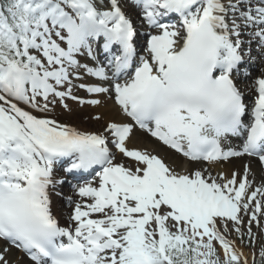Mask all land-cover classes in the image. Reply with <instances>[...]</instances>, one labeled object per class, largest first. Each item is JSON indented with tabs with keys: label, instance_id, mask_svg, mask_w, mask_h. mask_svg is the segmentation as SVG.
Instances as JSON below:
<instances>
[{
	"label": "snow or ice",
	"instance_id": "1",
	"mask_svg": "<svg viewBox=\"0 0 264 264\" xmlns=\"http://www.w3.org/2000/svg\"><path fill=\"white\" fill-rule=\"evenodd\" d=\"M68 99L112 108L81 130L48 115ZM244 156L259 179L213 174ZM0 241V264H264V0H0Z\"/></svg>",
	"mask_w": 264,
	"mask_h": 264
},
{
	"label": "bare ground",
	"instance_id": "2",
	"mask_svg": "<svg viewBox=\"0 0 264 264\" xmlns=\"http://www.w3.org/2000/svg\"><path fill=\"white\" fill-rule=\"evenodd\" d=\"M143 31V30H141ZM103 54L101 53L100 57H102ZM257 73L254 72L253 76H255ZM243 83V82H241ZM77 90L82 93V95L80 96V98L84 99V100H90L93 97L92 94L87 93L85 90L83 89H79L77 88ZM246 98L247 101L250 102L251 101V94L246 93ZM81 105V104H80ZM83 107V110H85V115L83 116V119L80 118L79 116H77L76 114H72V117L69 118H58L57 120L63 123H69L75 127L80 128L81 130H97L100 127V124L103 123V121H101L100 123H97L96 121H94L93 125L90 126L88 125V121H90L91 119H89V114L95 115L97 112H104L105 113V120L108 119L109 116V110L112 108V103L109 102L106 108H96L94 106H91L89 104H83L81 105ZM79 113H82L79 109ZM234 143H239L238 141H234ZM140 146V147H144L147 146L149 149H155L156 152L162 156L166 162L169 163H174L176 165H178V170L179 168H188L189 170L201 167L202 165L197 164L195 162L189 163L188 161L184 162V158L181 157V155L175 153L173 150L169 149L167 146H164L162 144H160L158 141H156L154 138H152L151 136H149L147 133L137 129V131L134 134V139L132 141V144H130V146ZM252 163L253 166V172L256 174L257 179H259L260 176V171H259V166L258 163L256 161L253 160V158L244 156V157H236V158H231L228 162L223 163L222 165H218L216 166V170L217 171H225L227 174H231L232 171H236L239 173H243V167L245 165V163ZM215 175V173H213ZM66 194H70L69 190H65ZM73 198H78L75 197V193L72 194ZM72 206H70L69 208L65 206V204L61 205V207L59 206L58 203V199H54L53 197V202H52V211L53 214L56 216L57 220L59 221L60 225L62 226H68V217L71 214V210H72ZM68 214V215H67ZM64 219L66 222H64ZM257 231V229L254 227L253 231ZM6 244V242L4 241H0V247L4 246ZM244 250V249H243ZM245 252V250H244ZM246 254V253H245ZM23 256V254L21 252H19L16 249L12 250L11 253V259L15 260L18 257ZM24 264H26V258L24 261Z\"/></svg>",
	"mask_w": 264,
	"mask_h": 264
},
{
	"label": "rangeland",
	"instance_id": "3",
	"mask_svg": "<svg viewBox=\"0 0 264 264\" xmlns=\"http://www.w3.org/2000/svg\"><path fill=\"white\" fill-rule=\"evenodd\" d=\"M140 42H142V39H140ZM74 94L75 95H79V94L81 95L82 93H80L77 89H75ZM66 102L69 105V108L71 109V111L64 109L62 107V105L59 103V101H57V104L55 105V110L53 112L49 113L48 115L54 119H58V118H66L67 119L69 117H72L73 116L72 114H76L77 116H79L80 118L83 119V116L86 114L85 110H83V107L78 102L71 100V99H68ZM79 109L82 110L81 111L82 113H79L80 112ZM87 123H88V125L92 126L94 123V120H90ZM184 162H186V160ZM212 171H213V173L218 172L216 170V167ZM55 197H56V200L58 199L59 205H62V203H61L62 199L59 196H55ZM237 242L239 243V241H237ZM244 250H245L246 255H248V257H249V264H251V260H252L251 246H245Z\"/></svg>",
	"mask_w": 264,
	"mask_h": 264
}]
</instances>
